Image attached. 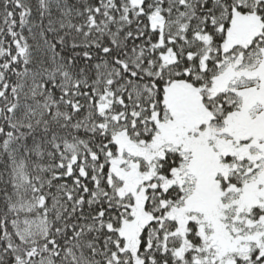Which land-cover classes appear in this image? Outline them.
Instances as JSON below:
<instances>
[{"label":"snow or ice","instance_id":"obj_1","mask_svg":"<svg viewBox=\"0 0 264 264\" xmlns=\"http://www.w3.org/2000/svg\"><path fill=\"white\" fill-rule=\"evenodd\" d=\"M0 264H264V0H0Z\"/></svg>","mask_w":264,"mask_h":264}]
</instances>
